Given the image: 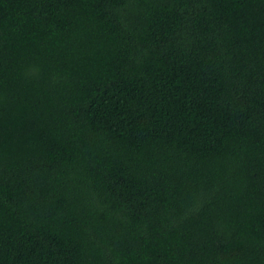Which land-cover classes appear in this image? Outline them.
<instances>
[{"label":"trees","instance_id":"1","mask_svg":"<svg viewBox=\"0 0 264 264\" xmlns=\"http://www.w3.org/2000/svg\"><path fill=\"white\" fill-rule=\"evenodd\" d=\"M0 264H264V0H0Z\"/></svg>","mask_w":264,"mask_h":264}]
</instances>
